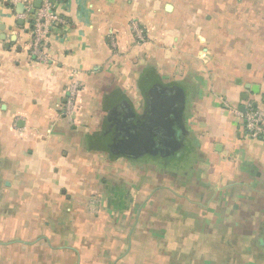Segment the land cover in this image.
I'll list each match as a JSON object with an SVG mask.
<instances>
[{"label": "crops", "instance_id": "obj_1", "mask_svg": "<svg viewBox=\"0 0 264 264\" xmlns=\"http://www.w3.org/2000/svg\"><path fill=\"white\" fill-rule=\"evenodd\" d=\"M202 3L214 53L195 0H64L42 63L0 0V264H264V133L244 121L248 100L264 109V0ZM155 83L183 103L178 129ZM128 107L169 142L144 127L114 143Z\"/></svg>", "mask_w": 264, "mask_h": 264}, {"label": "built area", "instance_id": "obj_2", "mask_svg": "<svg viewBox=\"0 0 264 264\" xmlns=\"http://www.w3.org/2000/svg\"><path fill=\"white\" fill-rule=\"evenodd\" d=\"M12 6L23 4L25 10L17 13V17L30 23V53L35 60L47 63L50 60V46L52 37L56 34L57 28L66 23V19L60 12V5L64 0H41L40 7L31 10L35 6V0H8ZM138 38L144 40L145 36L138 27L133 24ZM81 85L78 81L72 83L66 101L63 105V113L72 116L77 107V98ZM245 127L250 137H259L264 133V109L258 106L254 99L246 103L244 115Z\"/></svg>", "mask_w": 264, "mask_h": 264}, {"label": "water", "instance_id": "obj_3", "mask_svg": "<svg viewBox=\"0 0 264 264\" xmlns=\"http://www.w3.org/2000/svg\"><path fill=\"white\" fill-rule=\"evenodd\" d=\"M41 5V0H35V6L31 10L32 13L35 12V9L40 7ZM25 10L24 5L21 3L17 5V12L22 13ZM23 20V19H21ZM159 83H155L149 89H147L146 95L148 96V99L153 107H158L157 106V101L156 95L157 93H162L163 95H168L169 92L165 90V88L160 89ZM169 102H165V109H168V104ZM170 104V109L173 110L174 116H168L166 115V118L161 116L163 119H170L174 123L176 129L180 126V110L179 107L181 108L183 106V103L181 101H173V103ZM124 109V108H123ZM125 110V109H124ZM127 111H124V114H120V112L115 111L113 115L111 116L110 124H109V135L111 137V140L116 143H122L126 141L128 138L133 136L135 133L139 132V130H142L144 127H149L155 134V137L160 139L163 137V134L161 133L162 130H165V124L159 123L158 122V117L157 113L155 111H151L150 115L148 116L147 120L143 121L142 123H138L134 121V118L131 116L130 108L126 109ZM164 109H161L162 111ZM165 114V113H164ZM158 116V117H157ZM159 118V119H161Z\"/></svg>", "mask_w": 264, "mask_h": 264}, {"label": "rangeland", "instance_id": "obj_4", "mask_svg": "<svg viewBox=\"0 0 264 264\" xmlns=\"http://www.w3.org/2000/svg\"><path fill=\"white\" fill-rule=\"evenodd\" d=\"M204 0H195V2L201 6H192V7H186L187 10L190 12V13H193V15H205L206 17L209 15L210 17H208V24L207 26H204L203 29H202V33L205 34V36L209 39V41L207 42V45L209 44V46L213 47L212 48V51L213 53L215 52V46L217 45L216 43V38H215V31L217 32V26L215 25V13L218 11L216 9V6L213 5V6H209L206 5L205 3H202ZM207 8V13L205 12V9ZM251 9L255 10L256 12L258 11V8H257V5H253L251 6ZM186 11V12H188ZM219 12V11H218ZM206 13V14H205ZM194 23V22H193ZM200 23L197 22V25H199ZM195 25V23H194ZM224 31L227 32V31H230L231 30V23L230 22H224ZM211 44V45H210ZM203 45H206V44H203ZM231 58H232V54H231ZM211 60V59H210ZM233 61V58L232 60L228 61L229 63H232Z\"/></svg>", "mask_w": 264, "mask_h": 264}, {"label": "flooded vegetation", "instance_id": "obj_5", "mask_svg": "<svg viewBox=\"0 0 264 264\" xmlns=\"http://www.w3.org/2000/svg\"><path fill=\"white\" fill-rule=\"evenodd\" d=\"M157 102H159L160 103V107H162L161 109H164V110H162L165 114H167L166 112H167V110L165 109V105L162 103V101L161 100H158ZM160 109V110H161ZM167 135V136H166ZM170 138V136L168 137V134H163V137H162V143L163 144H165V141L168 143L169 142V139Z\"/></svg>", "mask_w": 264, "mask_h": 264}]
</instances>
